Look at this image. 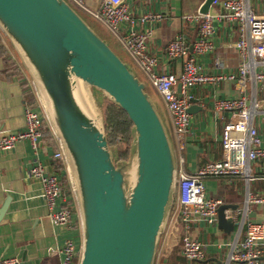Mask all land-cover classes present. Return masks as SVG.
<instances>
[{
  "label": "water",
  "instance_id": "obj_1",
  "mask_svg": "<svg viewBox=\"0 0 264 264\" xmlns=\"http://www.w3.org/2000/svg\"><path fill=\"white\" fill-rule=\"evenodd\" d=\"M212 0H204L206 14ZM0 29L19 53L50 124L62 141L82 223L80 264H154L175 189L165 126L145 84L65 0H0ZM79 82L105 93L132 124L133 160L114 164ZM191 99L188 112L196 110ZM134 166L132 185L125 183ZM221 205L217 225L232 221ZM7 209H0V220Z\"/></svg>",
  "mask_w": 264,
  "mask_h": 264
},
{
  "label": "built area",
  "instance_id": "obj_2",
  "mask_svg": "<svg viewBox=\"0 0 264 264\" xmlns=\"http://www.w3.org/2000/svg\"><path fill=\"white\" fill-rule=\"evenodd\" d=\"M72 1L83 12H87L83 0ZM90 15L117 39L122 50L134 60L141 74L148 79L164 102L179 150L184 147L183 137L190 131L188 109L193 99L189 95L190 89L200 86L219 88L224 82L235 81L245 94L244 86L250 80L253 91L250 102L244 96L213 101V111L226 114L220 138L221 158L206 162L192 175H186L181 168L176 169L175 201L173 200L162 235L170 242V234L174 230L181 232L180 255L184 261L179 264H264V224L249 218L253 206L264 205V195L251 190V184L255 180L251 165L264 161V141L256 126V118L260 113L258 97L262 95L264 98V15L253 12L250 0H212L206 14L197 12L183 17L184 20H193L198 24V37L188 43L183 35H177L164 47V54L168 59L182 60L179 75L156 72L158 60L148 46L151 31L136 30V27H142L145 22L159 24L162 21L161 14L147 12L136 15L126 0H103ZM214 22L236 27L238 30L239 39L228 44L240 57L235 73L208 74L197 65L200 56L214 50ZM34 96L41 112L34 109L32 103H28L24 113V130L16 134H0V153H9L22 141H28L37 150L44 139L47 122L51 135L57 140L53 159L66 164L62 141L50 124L35 88ZM179 163L183 164V159ZM262 176L264 180V172ZM29 178L41 184L42 198L48 207L52 224L64 229L73 228L75 187H71V195L64 206L59 211H54L56 201L64 199L65 190L59 178L45 174L39 164L31 167ZM208 178H230L241 183L243 192L241 202L234 209L224 211L225 219L232 221L235 237L215 244L218 251L225 252L224 258L216 263L207 261V244L191 235V229L195 226L217 227V210L223 204L206 196L204 180ZM82 251L83 246L77 252L75 245L66 241L57 250L63 256L59 264H80ZM20 263L18 258L0 260V264Z\"/></svg>",
  "mask_w": 264,
  "mask_h": 264
},
{
  "label": "crops",
  "instance_id": "obj_3",
  "mask_svg": "<svg viewBox=\"0 0 264 264\" xmlns=\"http://www.w3.org/2000/svg\"><path fill=\"white\" fill-rule=\"evenodd\" d=\"M83 1L87 11L85 13L91 16L90 13L96 11L103 0ZM203 2L204 0H126L129 8L136 15L147 12L161 14L162 21L159 24L145 22L142 27H136L137 31L142 30L140 32L151 31L148 46L150 52L158 60L157 73L180 74L182 60L168 59L164 54V47L177 35H183L188 43L196 40L198 24L193 20H184L183 17L195 15L199 12ZM250 7L256 14L264 15V0H250ZM213 26L215 29L214 50L200 56L197 59V65L208 74L235 73L240 64V57L235 49L228 47V44L235 43L239 39L238 30L236 27L217 22H214ZM119 51L123 54V61L128 63L124 58L130 60L131 57L122 48ZM131 60L133 65L139 69L134 60L132 58ZM33 87V81L19 53L3 31L0 32V134H16L24 130V113L28 103H32L33 108L41 112L33 99L35 98ZM151 88L155 91L152 86ZM244 88L245 94L241 92L240 85L233 81L224 82L219 88L200 86L189 90V95L200 101L194 104L196 110L188 113L191 132L189 131L183 137L184 147L181 150L178 149L177 155L172 150L176 169L181 168L186 175H192L206 162L221 158L220 138L226 114L215 113L213 101L237 99L244 96L250 102L253 91L249 79ZM148 95L156 105L163 125H167L166 117L173 129L162 99L157 93L155 94L162 101L164 109L153 100L149 93ZM258 100L260 113L256 118V126L264 141L263 96L260 95ZM44 135L37 150H34L28 141H22L9 153H0V209L5 203L7 204L6 212L0 220V260L18 258L20 264H59L63 256L59 255L57 250L66 241H71L77 252L83 246L81 215L79 206L75 204V197L73 228L64 229L55 226L50 221L48 207L42 198L41 184L29 178V170L35 164L41 165L45 174L56 175L59 178L65 190L64 199L56 201L54 211H59L71 195L70 189L74 186L71 172L67 163L53 159V152L57 149V140L51 135L47 122H45ZM180 159H183V164L179 163ZM251 169L255 178L251 184V190L264 195V180L262 179L264 161L253 163ZM204 187L208 198L219 200L223 205L235 206L242 200L241 183L230 178L205 179ZM249 218L254 222L264 224V205L253 206ZM180 235L179 230H174L168 242L161 233L157 244V248L162 247V251L164 247L171 245L170 251L175 253L173 260L178 264L184 261L180 255ZM191 235L207 244L206 250L209 254L207 261L216 263L224 258L225 252L218 251L215 244L233 240L235 232L233 227L226 234L218 228V225L217 227L200 225L191 229ZM175 242L177 244L175 248H172ZM158 253L160 252L157 250ZM161 254L160 259L154 264L168 262L163 258L166 253L161 252Z\"/></svg>",
  "mask_w": 264,
  "mask_h": 264
},
{
  "label": "rangeland",
  "instance_id": "obj_4",
  "mask_svg": "<svg viewBox=\"0 0 264 264\" xmlns=\"http://www.w3.org/2000/svg\"><path fill=\"white\" fill-rule=\"evenodd\" d=\"M74 10L79 12L82 15V19L86 22V24L93 30V32L103 41H105L111 50L119 56V58H122V53L119 51L121 49L120 43L116 40L114 36L111 35V33L104 27H102L98 22H96L91 16H89L87 13L83 12L72 0H65ZM2 33V31L0 30ZM134 69L136 76L145 83L146 85V91L152 96L153 100L158 102L161 108L164 109L162 101H160L155 96V91L151 88L150 83L148 79L141 74L139 69H137L133 63L128 58H124ZM82 85L85 88V94L87 96V102L90 106V112L96 119L98 125L102 129L103 133L105 134V137L108 142L109 151L112 155V161L114 164H117L119 162H130L133 160V154H132V145L134 140V134L132 131V126L125 121V118L123 114L119 112L118 109L112 107L111 105H115L108 96L92 87L87 86L86 84L82 83ZM34 88V87H33ZM155 93V94H154ZM90 95V96H89ZM94 103V104H93ZM116 106V105H115ZM118 107V106H117ZM114 114V115H113ZM113 115V116H112ZM101 117V118H100ZM120 120L122 122H120ZM165 122L168 125L167 126V134L168 138L170 140V144L172 147V150H174V153L178 154V146L176 142V137L173 133V129L171 128V124L169 119L165 117ZM134 166H131L129 170L133 169ZM133 177L128 175L127 182L125 183V190H128L130 186L132 185ZM75 197V204L78 206V200L76 194H74ZM175 201V196H174ZM79 208V207H78ZM177 241V239H176ZM180 242V240H179ZM175 242L172 246V248L176 245ZM179 244V243H178ZM180 246V244H179ZM175 248V247H174ZM171 245L169 247H164V251H162V247H158L156 250V257L154 260V263L157 262L160 258L161 252L170 251ZM170 254V253H169ZM78 264V263H77Z\"/></svg>",
  "mask_w": 264,
  "mask_h": 264
},
{
  "label": "trees",
  "instance_id": "obj_5",
  "mask_svg": "<svg viewBox=\"0 0 264 264\" xmlns=\"http://www.w3.org/2000/svg\"><path fill=\"white\" fill-rule=\"evenodd\" d=\"M76 11V10H75ZM77 12V11H76ZM81 17H82V15L79 13V12H77ZM119 57V56H118ZM122 61H123V59L122 58H120ZM112 107H114V108H116V109H118L119 110V112L121 113V114H123V116H124V118H125V121L127 122V123H129L131 126H132V124L130 123V121L128 120V118H127V116L125 115V113L119 108V107H117V106H115V105H111ZM114 115V114H113ZM112 115V116H113ZM120 122H122L121 120H120ZM166 254L164 255V257L163 258H165L168 262L166 263V264H178V262L177 261H174L173 259H174V255H175V253L174 252H171V251H166L165 252ZM170 253V254H169Z\"/></svg>",
  "mask_w": 264,
  "mask_h": 264
},
{
  "label": "bare ground",
  "instance_id": "obj_6",
  "mask_svg": "<svg viewBox=\"0 0 264 264\" xmlns=\"http://www.w3.org/2000/svg\"><path fill=\"white\" fill-rule=\"evenodd\" d=\"M84 86H85V85H84ZM84 86L82 85L81 82H79V84H78V88H79L80 94H81V96H82V99L85 101L87 107L90 109V106H89V104H88V102H87V96H86V94H85V88H84ZM89 96H90V95H89ZM93 104H94V103H93ZM100 118H101V117H100ZM133 175H134V168L130 170V176L133 177ZM131 182H132V181H131Z\"/></svg>",
  "mask_w": 264,
  "mask_h": 264
}]
</instances>
